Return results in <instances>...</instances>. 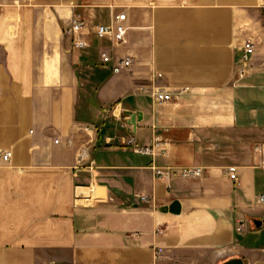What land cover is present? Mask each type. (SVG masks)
I'll return each mask as SVG.
<instances>
[{"label":"crops","instance_id":"obj_1","mask_svg":"<svg viewBox=\"0 0 264 264\" xmlns=\"http://www.w3.org/2000/svg\"><path fill=\"white\" fill-rule=\"evenodd\" d=\"M119 11L115 46L93 27ZM76 16L81 51L64 32ZM102 52L132 64L114 73ZM156 138L154 156L128 145ZM262 144L264 0H0V264H264ZM195 166L170 188L153 169Z\"/></svg>","mask_w":264,"mask_h":264},{"label":"built area","instance_id":"obj_2","mask_svg":"<svg viewBox=\"0 0 264 264\" xmlns=\"http://www.w3.org/2000/svg\"><path fill=\"white\" fill-rule=\"evenodd\" d=\"M90 28L88 21H86L81 16H76L72 18L64 29L65 34L71 39V44L73 49L81 51L86 49L89 44L88 41L84 38V33ZM129 31V25L127 22V14L124 11L114 12L111 15L109 23L98 24L93 27V32L99 38H108L113 45L122 46L127 44ZM256 50L255 43L252 39H247L243 44V54H242V66L239 68L238 75L240 78H243L249 68V62L254 55ZM101 60L104 64H112V70L114 73H121L122 71L129 69L132 64V58L126 56L115 61L113 57L107 53H101ZM142 91L152 95L154 101L158 104H164L173 99V94L160 87H155L151 91L146 87H142ZM56 143H59V140H55ZM67 144H71V141H68ZM161 140L156 138L152 141L150 145L137 146L133 139L128 141V145L132 146L134 150L142 155H151L154 156L157 153V150L160 148L161 152H164V149L161 148ZM256 152L261 153L264 156V145L256 146ZM86 151H83L79 156V161L83 162L86 158ZM12 159V152L9 150L0 149V160L4 163H9ZM154 175L157 179L163 180L167 187H171V181L174 177H181L185 179H196L204 175L203 167H182L179 169H170L163 167H154ZM238 168L236 166H230L227 169V174L232 180H237ZM140 200L144 203H149L151 201L148 196H141ZM260 201L264 202V195L260 197ZM246 220L238 219L236 224V231L238 233H243L246 230ZM163 249H158V254H161Z\"/></svg>","mask_w":264,"mask_h":264},{"label":"water","instance_id":"obj_3","mask_svg":"<svg viewBox=\"0 0 264 264\" xmlns=\"http://www.w3.org/2000/svg\"><path fill=\"white\" fill-rule=\"evenodd\" d=\"M124 114L130 118L128 121L129 125L132 126L134 129H136L137 115L130 111H124ZM161 211L164 212L170 211L172 213L178 214L181 211L180 202L174 201L169 207L162 208ZM225 264H243V261L241 259H232Z\"/></svg>","mask_w":264,"mask_h":264}]
</instances>
